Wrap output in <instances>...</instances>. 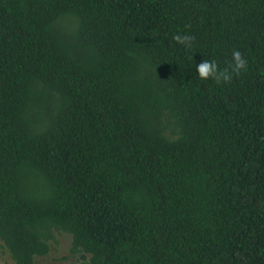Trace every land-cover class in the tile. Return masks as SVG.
I'll use <instances>...</instances> for the list:
<instances>
[{
	"label": "trees",
	"instance_id": "1",
	"mask_svg": "<svg viewBox=\"0 0 264 264\" xmlns=\"http://www.w3.org/2000/svg\"><path fill=\"white\" fill-rule=\"evenodd\" d=\"M61 234L70 264H264V0H0V264Z\"/></svg>",
	"mask_w": 264,
	"mask_h": 264
},
{
	"label": "clouds",
	"instance_id": "2",
	"mask_svg": "<svg viewBox=\"0 0 264 264\" xmlns=\"http://www.w3.org/2000/svg\"><path fill=\"white\" fill-rule=\"evenodd\" d=\"M173 39L178 44L190 49L195 38L190 35L177 34L173 37ZM246 70L247 60L245 59L243 53L239 50H234L232 52V59L229 61L228 66L224 69H220L215 62L205 59L196 66V72L198 73L200 80L207 81L211 79L218 85L231 83L234 76H239Z\"/></svg>",
	"mask_w": 264,
	"mask_h": 264
},
{
	"label": "rangeland",
	"instance_id": "3",
	"mask_svg": "<svg viewBox=\"0 0 264 264\" xmlns=\"http://www.w3.org/2000/svg\"><path fill=\"white\" fill-rule=\"evenodd\" d=\"M81 258V254L72 250V237L68 234L57 236L51 252L44 257H38L36 264H70ZM0 261H10L4 250L0 249Z\"/></svg>",
	"mask_w": 264,
	"mask_h": 264
}]
</instances>
